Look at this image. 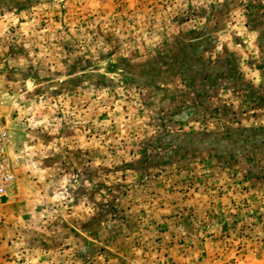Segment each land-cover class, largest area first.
<instances>
[{"label": "rangeland", "instance_id": "rangeland-1", "mask_svg": "<svg viewBox=\"0 0 264 264\" xmlns=\"http://www.w3.org/2000/svg\"><path fill=\"white\" fill-rule=\"evenodd\" d=\"M0 115V264H264V0H0Z\"/></svg>", "mask_w": 264, "mask_h": 264}, {"label": "built area", "instance_id": "built-area-1", "mask_svg": "<svg viewBox=\"0 0 264 264\" xmlns=\"http://www.w3.org/2000/svg\"><path fill=\"white\" fill-rule=\"evenodd\" d=\"M11 141L9 123L0 115V199L9 197L17 178V165L10 154Z\"/></svg>", "mask_w": 264, "mask_h": 264}, {"label": "water", "instance_id": "water-1", "mask_svg": "<svg viewBox=\"0 0 264 264\" xmlns=\"http://www.w3.org/2000/svg\"><path fill=\"white\" fill-rule=\"evenodd\" d=\"M2 200H3V201H6V200H7V198H3Z\"/></svg>", "mask_w": 264, "mask_h": 264}]
</instances>
